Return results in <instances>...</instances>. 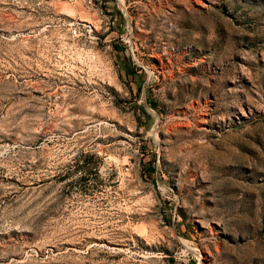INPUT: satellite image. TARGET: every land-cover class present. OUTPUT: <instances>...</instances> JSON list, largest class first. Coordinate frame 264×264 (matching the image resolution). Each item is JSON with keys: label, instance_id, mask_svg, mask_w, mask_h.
I'll return each mask as SVG.
<instances>
[{"label": "rangeland", "instance_id": "1", "mask_svg": "<svg viewBox=\"0 0 264 264\" xmlns=\"http://www.w3.org/2000/svg\"><path fill=\"white\" fill-rule=\"evenodd\" d=\"M0 264H264V0H0Z\"/></svg>", "mask_w": 264, "mask_h": 264}, {"label": "built area", "instance_id": "2", "mask_svg": "<svg viewBox=\"0 0 264 264\" xmlns=\"http://www.w3.org/2000/svg\"><path fill=\"white\" fill-rule=\"evenodd\" d=\"M73 31L75 32V29ZM131 52H133V50Z\"/></svg>", "mask_w": 264, "mask_h": 264}]
</instances>
